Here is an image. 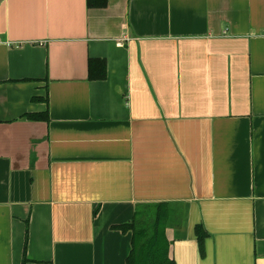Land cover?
Listing matches in <instances>:
<instances>
[{"label":"crops","instance_id":"obj_1","mask_svg":"<svg viewBox=\"0 0 264 264\" xmlns=\"http://www.w3.org/2000/svg\"><path fill=\"white\" fill-rule=\"evenodd\" d=\"M137 232L264 264V0H0V264H128Z\"/></svg>","mask_w":264,"mask_h":264},{"label":"trees","instance_id":"obj_2","mask_svg":"<svg viewBox=\"0 0 264 264\" xmlns=\"http://www.w3.org/2000/svg\"><path fill=\"white\" fill-rule=\"evenodd\" d=\"M88 5L91 7H103L106 5L107 0H87ZM106 75V64L103 59H89L88 61V77L89 79H103ZM30 119H47V114H39V115H27ZM200 232V227L197 228V233ZM152 238H155L153 236ZM139 239L140 233H134L133 237V248L129 257L127 258L128 264H174L172 259H168L166 257V251H159L158 249H154L155 253V261L149 260L148 256L141 252L143 249L139 248ZM202 243L201 236H199V244ZM150 248H146L149 251ZM153 255V254H152Z\"/></svg>","mask_w":264,"mask_h":264}]
</instances>
